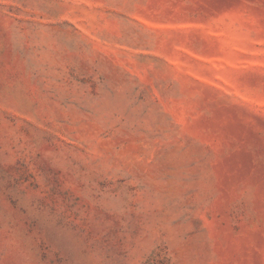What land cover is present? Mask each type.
Returning <instances> with one entry per match:
<instances>
[{
  "label": "rangeland",
  "instance_id": "obj_1",
  "mask_svg": "<svg viewBox=\"0 0 264 264\" xmlns=\"http://www.w3.org/2000/svg\"><path fill=\"white\" fill-rule=\"evenodd\" d=\"M0 264H264V0H0Z\"/></svg>",
  "mask_w": 264,
  "mask_h": 264
}]
</instances>
